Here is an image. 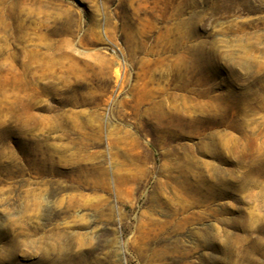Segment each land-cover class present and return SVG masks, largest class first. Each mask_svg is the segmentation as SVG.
<instances>
[{
  "label": "rangeland",
  "instance_id": "obj_1",
  "mask_svg": "<svg viewBox=\"0 0 264 264\" xmlns=\"http://www.w3.org/2000/svg\"><path fill=\"white\" fill-rule=\"evenodd\" d=\"M0 264H264V0H0Z\"/></svg>",
  "mask_w": 264,
  "mask_h": 264
}]
</instances>
